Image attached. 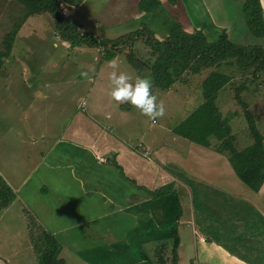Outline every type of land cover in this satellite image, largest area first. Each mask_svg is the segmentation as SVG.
<instances>
[{"label": "crops", "instance_id": "0c3cea01", "mask_svg": "<svg viewBox=\"0 0 264 264\" xmlns=\"http://www.w3.org/2000/svg\"><path fill=\"white\" fill-rule=\"evenodd\" d=\"M238 1L249 33L243 14L244 0ZM58 2L65 19L81 33L91 34L99 41L120 40L137 32L163 41L177 23L187 33L202 31L210 41H215L219 31L226 27V0ZM44 15L53 17L49 12L32 16L18 32L10 61L15 59L14 65L21 71L28 66L26 57L32 59L34 54L35 59L41 60L34 40L39 42V37L44 39L50 32L36 26L33 18ZM53 31L57 40L53 47L62 49L63 53L44 61L51 66L53 77L55 74L59 77L48 82L56 80L64 85V78L70 74L65 69L67 63L77 66L98 63L93 50L103 53L100 48L72 47L56 27ZM42 47L52 48V43ZM71 53L75 56L69 61ZM54 61L58 62L57 67L49 63ZM103 70L101 66L100 71L87 72L91 83L98 82V74H103ZM15 78V75L1 77L3 89L8 87L5 83L15 89L18 86ZM188 82L179 84L189 87ZM176 88L162 91L153 87L152 93L156 97L161 93L171 98L181 97ZM92 91L95 88L90 87L83 105L75 109L61 134L38 156L34 169L26 175L21 174V166L39 150L36 147L28 155L23 154L24 161L17 155V146H21L17 139L27 144L26 137L30 132L38 135L37 129L47 131L48 139L50 128L39 124L26 128L27 136L15 133L13 145L9 142L12 148L7 151L3 148L8 142L4 133L8 127L12 130L18 126L17 117L21 122L20 111L13 108L14 122L10 126L4 121L5 132L0 130V176L15 198L8 207L0 209V244L11 241L8 235L15 231L10 228V215L16 214L14 218L19 219L16 226L18 222L24 224L25 234L28 235L32 220L55 235L63 245L61 258L66 264L72 261H76L73 264H156L159 248L164 249L166 259L172 258L175 230L179 239L178 264H264V185L259 192L253 191L239 179L226 155L176 135L173 131L176 126L159 125L156 119L150 121L128 103L124 106L112 102L108 88L98 92L97 102L91 100ZM4 96L0 90V105L6 103ZM7 113L4 110L0 115ZM40 139L39 143L45 144L42 136ZM147 151L149 156L145 154ZM161 188L170 191L158 197L152 194ZM19 232L17 229L16 233ZM185 250H191L192 255H187ZM9 252L10 249L4 250L0 245V264H7L13 256Z\"/></svg>", "mask_w": 264, "mask_h": 264}, {"label": "rangeland", "instance_id": "374dc122", "mask_svg": "<svg viewBox=\"0 0 264 264\" xmlns=\"http://www.w3.org/2000/svg\"><path fill=\"white\" fill-rule=\"evenodd\" d=\"M24 12V6L20 3L19 0H0V57L1 61L3 62V66L0 69V78H7L11 75H15L16 78L14 80L18 81V86L15 87V89L14 87L10 86V83H5L8 87H5V89H3L4 85L0 80V90L5 93L4 97L6 101L5 104L0 105V114H2V111L8 110L7 115H0V130L3 133L5 132L4 121H6V124H8L9 126L12 122H14V118H12L11 115V112L13 113V108H16L20 111L19 117L21 118V122H19L17 117L18 126L13 128L12 130L10 127L7 128V132L4 133V135L6 136L5 138L8 140V142H5L3 148L6 147L7 151H10L12 146L9 145V142L13 145V141L15 139L14 134L16 133L18 136H27L26 128H28L29 126H32V128H35L39 124H42V126L46 127L48 126L50 128V135L47 139V131H44V129H37L38 135H34L31 132L30 134H28V137H26V139H28L27 144L17 139V144L21 145L17 146V155H21L22 159L23 154L26 155L27 153L28 155L30 149L33 150L37 147V149L39 150L33 155L31 160H28V163L26 165L21 166L22 175H26L28 174V171L30 169H34L35 166H33V164L37 163L38 159L40 158L38 156H41L45 150L47 151L49 149V145L53 143V139L61 134L64 127L68 124L69 120L72 119L75 109L79 105H83L82 103L86 98L85 94L86 92L88 93L90 87L95 88V91H92L91 100L95 99V102H97L99 99L96 97L99 95L98 92H100V90L108 88L110 91H112V85L109 79V74L112 71L115 70L118 73L124 72L132 80L139 76L140 72L132 66L131 59L129 57V54L132 50L134 53L133 56L143 62L148 60L153 61L154 59L151 55V49L146 44V39H140L136 42V47L135 45L134 47L132 45V49L130 46L131 44L121 48L122 52L119 54L118 59L114 61L116 64L115 69L111 67L110 61L103 60V53L94 49L93 52H95V57H97V64L93 63L94 61L92 63L85 64L79 63V66L67 63L65 69H67L70 74L68 77L64 78L63 81H65V84L62 85L56 83V80L48 82L49 79H54V77L57 78L58 75L55 74L53 77V75L50 73L51 66L45 64L46 62L44 61L52 58H58V56H61L60 54L63 53V50L57 48L55 49L53 47V43L55 41L57 42L56 36L53 35V27H55L54 16L49 17V15H44L43 17L38 16L36 18H33L36 26H43L42 28L45 32L47 30L48 32H50V34H46L44 39L42 37H39V42L34 40L35 44L33 45L39 46L37 48V51L39 50L38 55L41 60L35 59L36 55L34 54H32L31 57L34 60L26 57V59H28V66L22 68V74V71L20 70L21 68H17L14 65L15 59L10 61V55L13 51V47L15 46V41H17L16 38L18 34L14 39V43L11 47L9 56L7 55V52L5 50V39L14 25L21 20ZM241 14V8L238 0H226V27L224 29H226L234 43L247 45L251 43V36L246 31V27L243 23ZM207 28L208 27H206V29ZM44 40L48 41L46 43H43ZM49 43H52V48H40V46H44L45 44ZM15 52L16 51H14V53ZM73 55L74 54L71 53L69 61L74 58ZM29 60H31L30 64ZM42 63H44V65L40 66ZM49 63H51L52 65H56L54 67H57L58 64V62L56 61ZM72 65L76 67H73ZM101 66H103L104 68V70L102 71L103 74H101L100 76L98 74L97 83H91L92 79L87 74V72L95 73L97 69L98 71H100ZM146 69H144L146 71H144L142 77L150 78V80L152 81L153 89V77L152 75H150V70L148 68ZM218 70L223 74L233 75V81L220 92V95L216 101V106L211 107L212 111L209 109V111L201 116H204V119L209 118L215 113L216 110L221 111L224 117L235 113V117L231 120V126L235 138V146L238 150H243L253 143V139L248 129L247 120L244 117L243 107L236 100V93L241 84L245 81V78L252 79V75H242V72L238 70L236 66L233 68H228L226 67V64H223ZM211 71L212 69H207L203 70L200 74H193L192 72L185 73L184 78L189 81V87H183L179 83H177V85L179 86H177L178 88H176V86L173 87L177 90H180V95L182 94L181 97L171 98L165 93H163V95L162 93L159 94V96L157 97V101L162 102L164 106V114L155 118L159 121V125L162 124L170 127H175L180 124L181 121H183L184 118H186L190 113H193L200 107V105L205 101L203 98L201 85L204 82L205 78L211 73ZM62 73L63 72H58V74ZM32 74H34V77H32ZM38 75L39 77H44V79L39 78ZM57 79H59V77ZM263 81L264 76L262 78H259V80L257 81L255 80L253 82V85L251 86V90L248 92H243L241 96L243 100L246 101L249 110L254 114L257 126L264 136V86L259 92H251L257 87V82ZM185 84L186 83H183V85ZM152 89L151 91H153ZM108 95L111 97V92H108ZM17 98L20 99V102H22V104H20V102H17ZM110 99L112 102H116L112 99V97ZM14 100H16V103H14ZM182 102H185L184 105H186V109L184 110V107L181 105ZM122 104L124 106L126 105V103ZM153 120L154 119L150 118V121ZM41 136L45 139V144L39 143V139ZM212 145L213 147H218L219 142L214 139L212 141ZM43 146H45L44 149ZM10 217L12 218V227L10 228L12 229V231H15V233L8 235L9 237H11L10 242H7L3 245L0 244L4 250L10 249L9 254L14 253L13 256L7 260V264H41L40 252L37 246H35V241L42 233L43 228L40 227L36 223V221L30 220V223L28 224V235H30L29 237L27 234H25L26 229L24 230V224L23 226H21L22 224L18 222L16 226V221H19V219H16L14 217H17V215L12 214L10 215ZM183 225L185 224H182V226ZM17 229H19L20 231L19 234L16 233ZM186 252L187 255H192L191 250H185V253ZM74 260H77L78 262V259ZM74 262L72 261L71 264H73ZM184 263L186 262L184 261Z\"/></svg>", "mask_w": 264, "mask_h": 264}, {"label": "trees", "instance_id": "16d2710c", "mask_svg": "<svg viewBox=\"0 0 264 264\" xmlns=\"http://www.w3.org/2000/svg\"><path fill=\"white\" fill-rule=\"evenodd\" d=\"M19 1L25 12L6 36L5 50L8 56L16 35L26 21L37 14L50 12L54 16L57 31L65 41L71 42L72 47L86 45L100 48L104 61L114 60L122 52L121 48L131 44L132 49L135 42L146 39L153 61L143 62L137 59L133 56L132 50L129 54L131 64L139 72L148 68L153 77L154 88L162 91L171 90L177 83L188 82L184 78L187 72L200 74L203 70L212 69L201 85L205 101L173 131L191 142L213 148L216 152L226 155L239 179L253 191H260L264 185V136L257 126L254 114L241 95L250 91L253 82L264 76V9L261 0H244L243 3L247 28L253 38L252 43L247 45L234 43L226 29H221L218 38L210 41L202 31L185 32L179 23L175 25L172 34L163 41L155 40L143 32L131 34L120 40L99 41L91 34L81 33L75 24L65 19L61 14L58 0ZM223 64L228 68L236 66L242 75H252V79L245 78L236 93V100L243 107L244 117L253 139V143L243 150H238L235 146L231 126L235 113L224 117L221 111L216 110L209 118L204 119L201 116L206 109L216 106L220 92L233 81V75L223 74L218 70ZM2 66L0 57V69ZM263 86L264 81L257 82V87L251 92H259ZM214 139L219 142L218 147H213ZM169 191V188H161L152 194L158 197ZM14 198L11 188L0 176V209L8 207ZM35 246L39 249L41 264H66L61 258L63 245L52 233L43 230L36 239ZM178 246V233L175 230L172 258L166 259L164 249L159 248L156 264H178Z\"/></svg>", "mask_w": 264, "mask_h": 264}, {"label": "clouds", "instance_id": "9594fccd", "mask_svg": "<svg viewBox=\"0 0 264 264\" xmlns=\"http://www.w3.org/2000/svg\"><path fill=\"white\" fill-rule=\"evenodd\" d=\"M264 9V0H261ZM113 69L116 68L114 61L110 62ZM112 85L111 97L118 103H128L134 106L142 115L151 119L164 114L162 102L152 93V81L148 77H136L133 81L126 73L112 71L109 74Z\"/></svg>", "mask_w": 264, "mask_h": 264}, {"label": "built area", "instance_id": "2783aa9c", "mask_svg": "<svg viewBox=\"0 0 264 264\" xmlns=\"http://www.w3.org/2000/svg\"><path fill=\"white\" fill-rule=\"evenodd\" d=\"M145 154H146L147 156H149V152H148V151H147ZM101 161L104 162L105 160H104V159H101Z\"/></svg>", "mask_w": 264, "mask_h": 264}]
</instances>
